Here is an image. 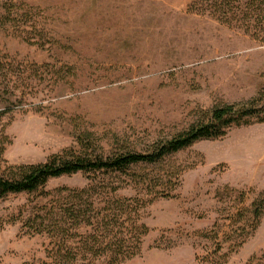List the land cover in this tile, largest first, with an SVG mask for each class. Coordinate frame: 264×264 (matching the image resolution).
Returning a JSON list of instances; mask_svg holds the SVG:
<instances>
[{"label":"rangeland","instance_id":"rangeland-1","mask_svg":"<svg viewBox=\"0 0 264 264\" xmlns=\"http://www.w3.org/2000/svg\"><path fill=\"white\" fill-rule=\"evenodd\" d=\"M190 1L0 0V13L12 4L18 16L0 26V63L10 72L0 91V110H7L0 117V174L70 149L104 157L149 152L214 106L245 102L264 89V43L238 25L196 14ZM158 174L177 177L159 184L173 197L146 208L148 233L140 255L126 264H215L221 255L225 264H245L264 253V215L239 248L225 244L214 256L203 237L224 225L226 188L233 196L243 192L246 204L264 193V124H254L195 143L160 165L63 176L51 179L44 195L6 196L0 264L45 258L48 239L25 222L58 190L104 181L119 196L134 197L144 192L143 176Z\"/></svg>","mask_w":264,"mask_h":264},{"label":"trees","instance_id":"trees-1","mask_svg":"<svg viewBox=\"0 0 264 264\" xmlns=\"http://www.w3.org/2000/svg\"><path fill=\"white\" fill-rule=\"evenodd\" d=\"M14 5L6 6L0 13V26L16 22ZM15 8V7H14ZM191 11L208 16L227 26H240L264 43V0H191ZM20 19L26 20L25 15ZM66 65V70L72 67ZM7 64L0 63V91L8 83ZM63 69V67H61ZM7 112L0 110V117ZM264 124V89L239 103L216 105L202 114L185 130L169 139L159 140L149 152H116L109 156L79 154L65 150L47 158L40 164L11 166L0 174V200L11 194H34L41 192L51 179L78 173L104 172L125 175L135 167L156 166L164 160L200 141L222 139L232 128ZM156 179L143 176L144 192L134 197L117 194L118 187L104 181H92L79 189L62 188L57 197L26 218L25 224L33 235L44 236L49 241L46 256L32 264H126L140 255L143 238L148 233L142 218L146 208L158 197L172 198L164 189V174ZM169 178L171 181L177 177ZM158 181V184H156ZM121 189V188H120ZM160 189L161 192L159 191ZM231 195L228 208L224 210V225H214L203 237L212 243V255H218L225 244L239 248L252 236L264 215V193L259 192L245 203L244 193ZM225 227L226 230H222ZM222 238V239H221ZM215 264H225L226 256L217 257ZM214 263V260H210ZM245 264H264V253L250 258Z\"/></svg>","mask_w":264,"mask_h":264}]
</instances>
